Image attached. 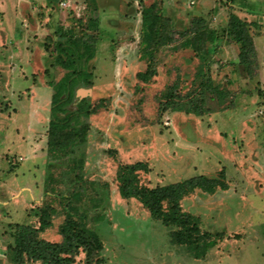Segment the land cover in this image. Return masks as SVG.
Here are the masks:
<instances>
[{"label":"rangeland","instance_id":"obj_1","mask_svg":"<svg viewBox=\"0 0 264 264\" xmlns=\"http://www.w3.org/2000/svg\"><path fill=\"white\" fill-rule=\"evenodd\" d=\"M150 6L158 27L151 54L139 43ZM232 15L252 40L245 61ZM201 33L208 75L224 100L207 102L217 111L201 116L163 111L160 95L174 81L182 94L193 92ZM74 40L91 54H75L91 84H78L74 99L98 109L82 120L85 141L50 168L59 180L52 194L45 184L51 85L65 73L60 49ZM0 66V264H10L16 225L38 227L45 203L77 189L76 174L85 182L80 209L90 196L102 199L104 220L92 222L93 211L87 218L102 242L101 264H264V0H0ZM138 161L147 164L139 179L148 188L223 171L226 190H195L180 203L202 231L222 236L203 258L172 244L168 228L119 196L117 167ZM53 206L58 215L39 237L58 242L63 205ZM73 264H84V254Z\"/></svg>","mask_w":264,"mask_h":264},{"label":"trees","instance_id":"obj_2","mask_svg":"<svg viewBox=\"0 0 264 264\" xmlns=\"http://www.w3.org/2000/svg\"><path fill=\"white\" fill-rule=\"evenodd\" d=\"M153 11L150 6L143 9L141 15L140 50L150 52L149 54L153 49L154 38L158 34L157 19ZM230 20V31L235 41L240 43L239 57L245 61L246 51L252 50V40L236 16L232 15ZM195 37L196 41L201 40V46L196 44L195 47L199 53V63L196 66L194 78L190 82L193 92L188 91L186 94H182L179 81H174L166 92L160 95L162 101L160 105L163 111L170 109L201 116L217 111L209 109L208 106L204 107L207 102L219 104L224 100L223 90L221 87L213 85L208 75V67L204 62L205 57L201 54L204 35L201 33V36ZM207 37L211 40L210 35ZM183 45L182 48H188L186 44ZM82 49L83 52H81ZM60 51L64 58L59 60L58 64L65 70V73L56 84L51 85L54 92L50 103L46 143L49 170L54 166L55 161L74 153L75 147L85 141L87 126L82 124V120L96 114L98 109V106L90 104L88 99H74L78 84L85 86L91 84V74L86 71L85 65L76 64L75 59V54H78V58L84 52H88V56H91L88 45L81 40H74L61 48ZM149 76L147 71L138 73L142 82L148 81ZM73 104H75L74 110L69 111L68 107ZM224 108L225 106L222 107V109ZM75 163L71 164L70 170L73 171L77 168ZM147 171V164L141 161L119 165L114 179L117 183L119 196L126 200H136L148 211L152 219L168 228V236L172 244L183 246L186 252L195 259L203 258L206 252L221 240L222 236L202 231L199 217L184 212L180 203L195 190L210 194L216 189L226 190L227 185L224 182L223 171L220 170L216 178L199 175L154 188H148L140 183L139 172ZM74 178L76 190L71 191L67 196H57L42 206L38 227L16 225L13 233V245L9 247L10 264L35 262L39 264H73L80 253L84 254V264L102 263L100 258L102 242L98 235L87 226L88 213L91 211L93 212L89 219L92 222L97 224L104 220L105 216L101 210L102 199L90 196L87 205L80 209L79 204L83 199L82 191L85 182L78 174L74 175ZM45 180L49 191L56 194L55 185L59 180L55 178L51 170L46 174ZM55 200L58 204L63 205L64 220L58 227L60 241L49 242L41 239L39 234L50 227L51 217L58 215L57 208L53 206Z\"/></svg>","mask_w":264,"mask_h":264},{"label":"crops","instance_id":"obj_3","mask_svg":"<svg viewBox=\"0 0 264 264\" xmlns=\"http://www.w3.org/2000/svg\"><path fill=\"white\" fill-rule=\"evenodd\" d=\"M19 63H20V64H22V63H24V61H22V60H19ZM20 64H18V63H17V64H15V63H14L13 65H17V66H19ZM25 64H28V62H26V61H25ZM0 68H3V67H2V66H0ZM15 70H16V69H14L13 71H15ZM32 106H33V107H35V106H34V104H32ZM22 189H23V188H22Z\"/></svg>","mask_w":264,"mask_h":264}]
</instances>
